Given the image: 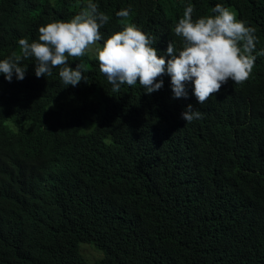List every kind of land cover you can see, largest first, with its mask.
I'll use <instances>...</instances> for the list:
<instances>
[{
	"label": "trees",
	"instance_id": "obj_1",
	"mask_svg": "<svg viewBox=\"0 0 264 264\" xmlns=\"http://www.w3.org/2000/svg\"><path fill=\"white\" fill-rule=\"evenodd\" d=\"M87 0H0V59L19 54V38L70 19ZM153 38L158 54L179 46L172 28L189 0H95ZM193 17L220 3L256 29L264 48V0H191ZM87 82L64 85L0 75V264H264V57L249 77L231 80L203 104L174 99L170 78L158 91H112L98 62L69 57ZM191 103L202 118L185 123Z\"/></svg>",
	"mask_w": 264,
	"mask_h": 264
},
{
	"label": "clouds",
	"instance_id": "obj_2",
	"mask_svg": "<svg viewBox=\"0 0 264 264\" xmlns=\"http://www.w3.org/2000/svg\"><path fill=\"white\" fill-rule=\"evenodd\" d=\"M130 13L131 6L117 11L120 30L104 35L100 29L110 18L95 0H87L70 19L39 25L37 39L19 38V54L0 59V75L9 82L13 77L23 80L26 66L22 61L33 58L37 78L51 75L59 66L61 82L76 86L82 80L87 82V76L81 64L70 66L69 57L89 54L113 92L122 85L138 83L145 94H151L163 87L167 75L172 98L187 99L190 88L197 104H203L229 80L237 84L245 81L256 58L264 57V48L256 49V29L220 3L211 8V14L194 18L189 0L172 28L180 38L179 46L169 41L163 54L152 46L153 38L131 22ZM201 118L202 113L191 103L180 113L185 123Z\"/></svg>",
	"mask_w": 264,
	"mask_h": 264
},
{
	"label": "rangeland",
	"instance_id": "obj_3",
	"mask_svg": "<svg viewBox=\"0 0 264 264\" xmlns=\"http://www.w3.org/2000/svg\"><path fill=\"white\" fill-rule=\"evenodd\" d=\"M87 55L89 56V54ZM80 252L90 264H95L102 257V254L90 244H82Z\"/></svg>",
	"mask_w": 264,
	"mask_h": 264
}]
</instances>
